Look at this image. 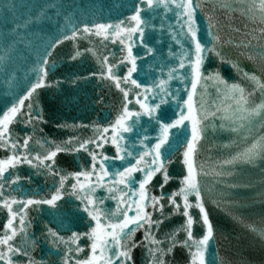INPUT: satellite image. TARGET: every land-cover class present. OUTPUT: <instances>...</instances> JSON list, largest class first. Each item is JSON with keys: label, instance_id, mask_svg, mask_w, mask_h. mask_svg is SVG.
I'll return each instance as SVG.
<instances>
[{"label": "snow or ice", "instance_id": "obj_1", "mask_svg": "<svg viewBox=\"0 0 264 264\" xmlns=\"http://www.w3.org/2000/svg\"><path fill=\"white\" fill-rule=\"evenodd\" d=\"M207 2L208 0H195V2L194 0H131L130 5L127 6L129 12L127 16L105 22L78 18L73 11L64 10L63 2L43 0L42 3L33 5L36 9L35 14L29 11L23 18L14 17L10 26L0 30V40L4 41L6 49L15 51L18 44L32 49L35 61L30 71L36 74L35 80H27L26 77L27 83L22 90L23 94L18 95L14 102L0 113V150L6 153L0 158V209L7 212V218L0 227V264H42L32 255L39 238L28 232L31 221L27 218L26 210L30 206L41 205L58 210V202L62 201L65 195L72 196L79 202L76 205L77 213L82 219L87 220V228L84 231H73L70 223L66 224L64 219L59 220L57 228L49 226L51 221L44 225L41 235L52 248L57 249L55 255L59 264H130L131 252L137 247L146 249L149 257L147 264H166L165 257L177 245L189 249L190 264H208L206 250L210 241L215 239V231L205 208L200 182V176L207 173L203 171L202 166L198 168L195 159L198 142L202 139L204 131L202 120L207 119L208 116L215 118L216 114L220 113V119L228 121L233 132H250L257 121L264 127V99L259 103L251 100L257 89L264 93V47L257 50L252 46L251 39L247 42L243 40L237 42L231 37L225 40L218 32L213 31L216 25L212 23H209L208 32L211 39L208 43H202L197 36L195 13ZM212 3L213 12L217 6L228 11L238 10L253 24H258L251 33L246 32L244 35L246 38L251 36L258 41L264 40V0H212ZM233 5L236 7L234 8ZM11 7L12 9L17 7L14 0ZM169 12L174 14L180 26L178 32L169 26L171 38L181 45V51L178 53L169 50V56L175 57L178 63L161 64L157 69L161 73L159 77H154L150 83L142 82L133 75L138 73L137 61L143 60L144 57H152L156 52L149 43L151 32L156 31L153 21L157 16L167 18ZM54 17L62 18L63 23L56 21L57 27L54 31L51 34L44 33L46 39H41L43 29L39 26L44 22L53 23ZM34 25L37 27L33 28ZM163 27L162 23L160 28ZM245 27L247 28L248 25L246 24ZM233 31L239 32L240 29ZM255 33H259V36ZM178 37L190 39L191 44L194 45L191 54L189 51H183V43ZM33 38L41 39V43L33 47ZM65 41L72 43V50L67 55L69 61H75L85 54L96 57L100 71L90 75L111 82L122 94L120 111L114 122L107 126L94 125L96 130L94 137L82 141L69 137L63 145H60L45 139L34 140L33 134L20 137L11 127L14 123L31 125L35 130L37 123L43 121V116L34 107L33 97L38 89L49 87L53 83L48 80L50 58ZM106 41L112 44L119 43L122 46L120 58L111 52L108 55H101L100 48H106L104 43ZM82 42H87L88 46H82ZM227 44L250 49L247 58L260 63L262 71L259 74L255 71L243 73L244 78L253 85L251 92L240 83H229L219 72L211 73L208 77L202 73V65L208 54L218 57L221 62L231 63L230 57L223 50ZM136 46L144 49L143 57L133 54V47ZM241 55L244 53L242 52ZM6 58L0 56V61ZM54 63L55 60H52V64ZM120 66L126 67L123 75L116 71ZM232 66L239 68L235 63ZM165 67H167L166 75L163 72ZM188 69L191 76L190 88L185 89L187 99L183 100L181 105L177 100L179 90L173 92L170 82L173 80L186 82ZM181 70L185 71L182 73ZM80 79L87 77H76L71 83L76 84ZM202 79L213 80L217 93L220 94L221 106L214 111L206 110L203 102L198 105L194 100ZM11 82L10 77L9 83ZM55 83L59 84L60 81ZM169 98L176 101L181 111L176 113V119L165 122L157 113L161 105L169 103ZM102 99L101 97V102ZM130 104L138 105L139 110L130 109ZM184 106H187L186 112L183 110ZM142 116L147 117L149 122H155L159 134L155 143L149 145L145 143L149 139L147 136L135 133L140 145L137 149L136 143H125L124 134L134 133ZM186 121L191 129V137L187 139L183 151L182 163L186 168V174L179 178L178 188L165 193L163 189L172 179L167 168L171 160L163 155L162 149L169 142L170 130L184 125ZM220 127H224V124ZM73 141H75L74 146L67 147L73 144ZM106 144H111L115 148L114 156L110 157L104 152L97 153L94 150L103 149ZM80 150L87 152L91 158L90 165L86 169L64 173L55 166L56 157L60 152ZM262 157H264V136H259L243 151L229 156L220 163L232 165L239 161L251 164ZM112 160H127V165L110 172L107 164ZM25 164L36 170V174H41L43 170V174L54 180L58 177V183L54 182L52 185L55 190L40 197L36 195L25 197L20 194L18 182L21 176L16 174L15 170ZM134 173L141 174L138 181L135 180ZM157 174L160 175L161 181L153 186L152 181ZM217 174L232 173L222 171ZM28 179L30 181V177ZM134 183H138V189L132 187ZM150 186L160 189V194L150 195ZM98 188L104 189L109 195L107 197L96 195ZM193 197L194 199H191ZM105 199L116 201L115 209L101 208L100 205L105 203ZM166 205L171 206L169 216L182 214L185 221L180 228L166 233L164 239H158L153 227L159 229L164 223ZM190 209H198L199 221H202L204 230L198 239L193 236V227L198 221L194 219ZM154 213H159L155 219ZM250 227L253 232H259L261 238H264V228ZM61 230L65 233L70 232V235H62ZM139 230H143L144 235L137 240L135 234ZM180 231L186 233V239L177 238Z\"/></svg>", "mask_w": 264, "mask_h": 264}, {"label": "water", "instance_id": "obj_2", "mask_svg": "<svg viewBox=\"0 0 264 264\" xmlns=\"http://www.w3.org/2000/svg\"><path fill=\"white\" fill-rule=\"evenodd\" d=\"M12 2L13 0H0V30L10 26L14 17L23 18L29 11L35 14L36 9L33 5L42 3L43 0H14L17 4L15 9L11 7ZM61 2L65 6V11H73L78 18L107 22L127 16L129 14L127 6L130 5L131 0H56V3ZM69 5L72 7L69 8ZM233 7L235 8L236 5ZM212 9V0H208L204 7L197 9L195 13L197 36L202 43L210 41L211 37L208 32L209 23H212L216 25L213 31L218 32L225 40L231 37L237 42L241 40L247 42L248 39H251L252 46L257 50L264 47V40L258 41L252 39L251 36L246 38L244 35L246 32L251 33L253 28L258 27V24H253L238 10L228 11L218 6L214 12ZM49 14L51 15V12ZM56 21L63 23L62 18L54 17L53 23L44 22L39 26L43 29L41 39H46L44 33L51 34L54 31L57 27ZM153 23L156 25V31L151 32L149 43L156 49V52L152 57H144L143 60H138V73L133 74L135 78L148 83L154 77L161 75L160 71L157 70L161 64L178 63L175 57L169 56V50L173 53L181 51V45L171 38L169 31V26L177 32L179 31L180 26L176 22L174 14L172 12L167 13V18L157 16ZM162 23L163 29L160 28ZM246 24L248 25L247 28L245 27ZM36 27L33 26V28ZM233 29H240V31L236 32ZM255 35L259 36V33H255ZM41 39L33 38V47L39 45ZM178 39L183 43V51H189L190 54L194 51V45L191 44L190 39L186 37H178ZM104 43L106 48H100L101 55H108L111 52L120 58L122 46L119 43L112 44L107 41ZM82 46L87 47V42H82ZM71 50L72 43L65 41L50 58L48 80L53 81V83L49 87L38 89L33 97L34 107L43 116V121L37 123L35 130L31 125L25 126L14 123L11 127L14 133L20 137L25 134H33L34 140L45 139L63 145L69 137H75L81 141L92 138L96 134L94 125L103 127L114 122L121 108L122 94L115 89L111 82L90 75V73L100 71L96 57L85 54L75 61H69L67 55ZM223 50L230 57L231 63L221 62L218 57L208 54L205 56L201 69L204 76L208 77L211 73L219 72L229 83H240L248 92H251L253 85L244 78L243 73L255 71L259 74L262 71L260 63L247 58L250 49L237 48L227 44ZM242 52L244 55H241ZM133 54L143 57L144 49L139 46L133 47ZM0 56L7 57L0 61V113H2L18 95L23 94L22 90L27 80H35L36 74L30 71L35 61L32 49L18 44L15 51L8 50L5 48L4 41L0 40ZM109 59L111 60L112 57L110 56ZM52 60H55L54 64H52ZM233 63L238 64L239 68H234ZM116 71L123 75L126 72V67L120 66ZM184 71L181 70L182 73ZM163 72L165 75L167 74V67L163 69ZM10 77L12 78L11 83H9ZM76 77H87V79H80L76 84L71 83V80ZM190 79V69H188L186 82L181 83L179 80L170 82L173 92L179 90L177 100L181 105L183 100L187 99L185 89L190 88ZM55 81H60V83L56 84ZM101 97L103 98L102 102ZM262 99H264V93L257 89L251 100L259 103ZM194 100L198 105L203 102L206 110L214 111L215 108L221 106L220 94L217 93L215 82L211 79L201 80ZM25 103L27 104L28 101ZM129 108L139 110V106L135 104H130ZM183 110L186 112L187 106H184ZM180 111L181 108L177 106L176 101L169 98V103L161 105L157 114L165 122H170L176 119V113ZM221 124H224V127H220ZM202 127L204 131L202 139L198 142L195 159L198 168L202 166L203 171L207 173L200 176V182L205 208L215 231V239L210 241L206 250V261L208 264H264V238H261L259 232H253L250 227L264 228V157L257 158L251 164L239 161L232 165H221L220 163L229 156L243 151L253 139L264 136V127L257 121L250 132H233L230 130L229 122L220 119V113H217L215 118L208 116L207 119H203ZM135 133L147 136L149 139L145 143L150 145L155 143L159 129L154 121L149 122L147 117L142 116L134 133L124 134L125 143H136V147L139 149L140 145ZM190 137L191 129L187 121L184 125L170 130L169 142L162 149L163 155L171 160L167 168L172 179L163 189L165 193L178 188L179 178L186 174L182 160L187 139ZM74 144L75 141L67 147L71 148ZM94 150L97 153L104 152L110 157L115 155V148L111 144H106L103 149ZM5 155L6 153L0 150V158ZM90 159L88 153L83 150L78 152L62 151L56 157L55 166L64 173L79 171L90 165ZM126 165L127 160H112L107 164L110 172L119 170ZM15 171L21 176L18 182L19 193L25 197L47 195L50 191L55 190L52 185L54 182L58 183L59 179L57 177L54 180L52 177L43 174V170H41V174H36V170L26 164L18 166ZM222 171H230L232 174H217ZM133 176L136 181L141 178L140 173H134ZM160 181L161 177L157 174L152 185H157ZM153 186L149 187V194L159 195L160 189ZM132 187L138 189V183L132 184ZM96 195L107 197L109 194L104 189L98 188ZM78 203L74 197L65 195L64 199L58 202V210L49 209L47 205L30 206L26 210L27 218L31 221L28 232L39 238L32 255L42 264H59L58 257L55 255L57 249L52 248L41 235L45 224H49L51 221L49 226L57 228L59 220L64 219L66 224L70 223L73 231L86 230L87 220L82 219L77 213L76 205ZM100 207L115 209L116 201L105 199V203ZM170 210L171 206L166 205L164 223L159 226V229L153 227V232L158 239H164L166 233L172 232L184 224L185 218L182 214L169 216ZM190 212L198 221L193 227V236L198 239L204 230L202 221H199L198 209H190ZM158 216L159 213L153 214L154 219ZM6 218V210L0 209V227ZM61 234L70 235V232L65 233L61 230ZM143 235V230H139L135 234V239L140 240ZM177 238L179 240L186 239V233L180 231ZM82 243L86 244L87 241H82ZM131 255L132 262L130 264H147L149 259L144 247L133 249ZM190 258L189 249L177 245L165 257V262L166 264H190Z\"/></svg>", "mask_w": 264, "mask_h": 264}]
</instances>
